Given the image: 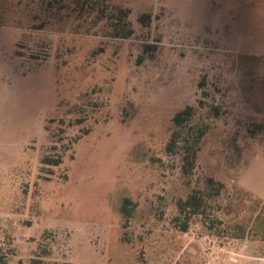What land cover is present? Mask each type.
<instances>
[{
  "label": "rangeland",
  "instance_id": "374dc122",
  "mask_svg": "<svg viewBox=\"0 0 264 264\" xmlns=\"http://www.w3.org/2000/svg\"><path fill=\"white\" fill-rule=\"evenodd\" d=\"M44 2L0 0L1 264H264V224L231 228L264 202V0H109L131 11L126 39ZM207 177L224 224L184 232L177 201Z\"/></svg>",
  "mask_w": 264,
  "mask_h": 264
},
{
  "label": "trees",
  "instance_id": "16d2710c",
  "mask_svg": "<svg viewBox=\"0 0 264 264\" xmlns=\"http://www.w3.org/2000/svg\"><path fill=\"white\" fill-rule=\"evenodd\" d=\"M45 10L50 16H60L63 9L72 7L75 4V11L81 14L86 21H92L94 26L103 24L104 30L114 38H130L135 33L132 22L130 20L131 11L128 8L117 6L109 2V0H45ZM67 4V5H66ZM62 18V15L59 17ZM150 15L144 14L139 20L147 25ZM194 115V108L187 107L174 116V124L176 129L173 131L170 141L167 144L166 150L168 153H175L181 143L185 146V142L189 141V134L183 130V127L191 120ZM205 130H201L196 140L193 141L190 147H186L184 171L190 174L195 167L198 157V145L202 139ZM45 165H59L60 158L45 157L42 160ZM225 185L223 182L216 180L213 177H207L204 187L194 189L186 198H181L177 201L179 216L175 218V222L179 228L186 232L189 229L190 222L196 218H201L209 230L213 231L219 225L224 224V221L214 216L215 207H219L217 200L221 197ZM254 200L255 212L247 221L234 223L231 227L235 232V237L243 238L252 224H264V202L260 199ZM134 202L131 198H125L122 206V214L126 220V224L133 216ZM253 225V226H254ZM230 226V225H229ZM264 231V227H262ZM257 230V229H256ZM259 233V231H255ZM5 262V256L0 254V264ZM41 261H35V264H40Z\"/></svg>",
  "mask_w": 264,
  "mask_h": 264
}]
</instances>
